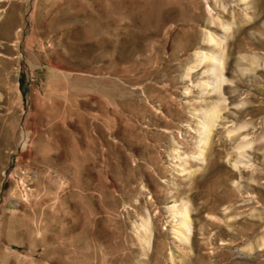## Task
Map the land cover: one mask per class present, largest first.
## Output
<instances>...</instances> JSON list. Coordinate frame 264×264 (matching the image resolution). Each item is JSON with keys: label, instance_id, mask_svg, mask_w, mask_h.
<instances>
[{"label": "rangeland", "instance_id": "obj_1", "mask_svg": "<svg viewBox=\"0 0 264 264\" xmlns=\"http://www.w3.org/2000/svg\"><path fill=\"white\" fill-rule=\"evenodd\" d=\"M263 237L264 0H0V264H264Z\"/></svg>", "mask_w": 264, "mask_h": 264}, {"label": "bare ground", "instance_id": "obj_2", "mask_svg": "<svg viewBox=\"0 0 264 264\" xmlns=\"http://www.w3.org/2000/svg\"><path fill=\"white\" fill-rule=\"evenodd\" d=\"M224 26V25H222ZM225 27V26H224ZM208 41L210 43L215 42L219 45L221 42H217V40L214 39L213 36H209ZM221 45V44H220ZM197 52V51H196ZM196 55H199V57H201V60L204 62H208L209 66L207 67V69L205 70L204 73H207V75H211L213 82L211 84H213L212 86H210L209 81H205L200 83V85L204 86H208L211 87V89H216V91H221L222 89V81H224L223 79V69H224V65H223V61L221 60V58H218V56L216 55V53L214 54L211 50H201L198 51ZM189 93V92H187ZM219 105V104H218ZM218 105H214L212 107L207 108V110H203L202 113L200 114V129L203 130L204 132V143L207 144V142L211 139L212 136V131L215 127V124L217 123V121L220 119V107ZM201 143V141H200ZM248 146V144L246 145H242L240 146L241 148H246ZM175 152H178V150H175ZM180 159H183L181 157H179ZM187 204L184 203L183 206H181L179 208V205H177L176 203H173V205H170L169 208H171L174 213H175V218H178V220H176V224L177 227L174 230L175 234L177 235V239L182 242V243H186L188 246L189 242H190V235L192 234L191 231H193L191 229V217H190V212L188 209V206H186ZM147 224V223H146ZM149 224V223H148ZM145 226V225H143ZM147 226V225H146ZM145 231H147V229H145V227L143 228ZM173 229V228H172ZM141 230V229H140ZM143 231V230H142ZM147 233H149L147 231ZM145 234L140 236L142 237L140 239V241L144 242L149 248H150V240H151V231L149 234ZM192 237V236H191ZM262 242H264V237L262 238ZM143 244V245H145ZM145 247V246H143ZM189 247V246H188ZM186 247V248H188ZM149 252V251H148ZM183 256V255H182Z\"/></svg>", "mask_w": 264, "mask_h": 264}]
</instances>
